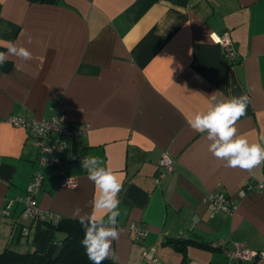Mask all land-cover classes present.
Listing matches in <instances>:
<instances>
[{"label":"crops","instance_id":"crops-1","mask_svg":"<svg viewBox=\"0 0 264 264\" xmlns=\"http://www.w3.org/2000/svg\"><path fill=\"white\" fill-rule=\"evenodd\" d=\"M225 31L236 60L218 43ZM12 46L31 59L8 55L0 65V252L43 255L60 245L53 224L25 216L21 203L2 214L38 171L40 211L106 222L93 207L95 183L74 160L81 155L97 157L122 183L116 259H107L146 264L150 253L158 264H264V192H241L264 182V162L227 167L209 151L206 133L188 124L213 104L247 95L236 136L264 147V0H0V52ZM57 113L72 126L90 125L61 156L76 189L62 185L58 168L41 170L34 137L7 122ZM164 154L176 168L157 184ZM220 194L237 205L234 214L211 207L208 197ZM220 242L223 249L203 246ZM236 245L263 254L229 261L224 249Z\"/></svg>","mask_w":264,"mask_h":264},{"label":"clouds","instance_id":"clouds-1","mask_svg":"<svg viewBox=\"0 0 264 264\" xmlns=\"http://www.w3.org/2000/svg\"><path fill=\"white\" fill-rule=\"evenodd\" d=\"M8 55H16L25 61L31 59L29 51L23 47L12 46L7 53L0 52V65L4 64ZM218 94V92L212 94L211 101H215ZM249 103L247 95L233 97L223 103L213 104L206 113H198L188 121L194 131L206 133L205 138L213 141L209 144V151L215 157L225 160L227 167L251 169L264 162V147L260 144L250 145L245 139L236 136L237 129L234 125L246 114ZM101 164L102 161L91 156L86 157L81 163V166L87 169L89 179L95 183L98 190L93 207L96 212L107 215L106 222L103 216L97 215H93L88 224L81 220L85 231L82 245L93 264H102V261L109 256L115 260V252L111 245L119 238L116 225L117 217L120 215L119 193L122 190V183L116 174ZM67 186L75 187L71 184V180Z\"/></svg>","mask_w":264,"mask_h":264},{"label":"built area","instance_id":"built-area-1","mask_svg":"<svg viewBox=\"0 0 264 264\" xmlns=\"http://www.w3.org/2000/svg\"><path fill=\"white\" fill-rule=\"evenodd\" d=\"M218 43L223 47L227 57L231 60L237 59V52L234 47V41L231 39V35L228 31L217 35ZM7 122L13 127L22 128L26 130L30 136L34 137L35 145L40 150L39 167L41 170L46 168H58L62 179V185L66 188L76 189L78 187L77 179L70 176L67 172L66 165L62 163L61 156L70 149L72 142L79 140L86 136L90 131V125L80 124L78 126H72L66 120V118L57 113L55 116L47 120H38L36 118H23L12 116L8 118ZM51 139L52 143L47 144V140ZM86 157L78 155L74 158L75 161H83ZM160 171L155 177L156 183H160L168 173H171L176 168V162L169 154H164L159 162ZM71 180V184L75 187H68L67 184ZM44 182V176L41 171L34 174L32 182L26 193L16 199L9 200L6 203L5 208L2 210L4 216L10 215L12 207L16 203H21L24 206V214L27 217L32 218L35 221L45 222L48 220L51 224H58L60 219L55 218L51 213L39 210L37 205L36 196L41 190ZM254 191L264 192V182H259L256 179L247 183L243 188L242 195ZM211 207L215 210H223L227 214H234L237 211V205L230 203L229 198L224 195H210L207 199ZM138 239H145L147 233L143 230H136ZM179 239H181L179 237ZM212 248L223 249L225 243H212ZM225 254L228 256L229 261H255L258 256L263 253L255 252L244 248L243 246L236 245L235 250L228 251L224 249ZM144 261L146 264H158V261L152 254H144Z\"/></svg>","mask_w":264,"mask_h":264},{"label":"trees","instance_id":"trees-1","mask_svg":"<svg viewBox=\"0 0 264 264\" xmlns=\"http://www.w3.org/2000/svg\"><path fill=\"white\" fill-rule=\"evenodd\" d=\"M32 3L56 4L58 0H29ZM88 224L90 220H83ZM55 231L62 235L60 246L62 252L57 260H53V254L58 245H52L46 254L38 252L19 254L12 250L0 252V264H93L88 259L86 249L82 245L85 231L79 219H60L58 224L52 226ZM182 240H178L180 242ZM176 245L178 246L179 244ZM205 247L211 248L210 244L204 243ZM179 247V246H178ZM102 264H118L113 260L105 259Z\"/></svg>","mask_w":264,"mask_h":264},{"label":"water","instance_id":"water-1","mask_svg":"<svg viewBox=\"0 0 264 264\" xmlns=\"http://www.w3.org/2000/svg\"><path fill=\"white\" fill-rule=\"evenodd\" d=\"M61 252H62V247L60 245H58L56 248V251L54 252L53 257H52L53 260H57L60 257Z\"/></svg>","mask_w":264,"mask_h":264},{"label":"rangeland","instance_id":"rangeland-1","mask_svg":"<svg viewBox=\"0 0 264 264\" xmlns=\"http://www.w3.org/2000/svg\"><path fill=\"white\" fill-rule=\"evenodd\" d=\"M25 215V214H24ZM26 216V215H25ZM3 248V247H2Z\"/></svg>","mask_w":264,"mask_h":264}]
</instances>
